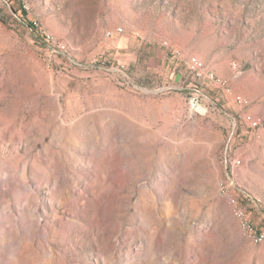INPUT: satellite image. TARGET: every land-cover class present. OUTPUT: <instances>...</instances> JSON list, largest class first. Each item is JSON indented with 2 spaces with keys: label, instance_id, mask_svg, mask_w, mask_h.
Here are the masks:
<instances>
[{
  "label": "rangeland",
  "instance_id": "374dc122",
  "mask_svg": "<svg viewBox=\"0 0 264 264\" xmlns=\"http://www.w3.org/2000/svg\"><path fill=\"white\" fill-rule=\"evenodd\" d=\"M26 1L0 0V264H264V0Z\"/></svg>",
  "mask_w": 264,
  "mask_h": 264
},
{
  "label": "built area",
  "instance_id": "2783aa9c",
  "mask_svg": "<svg viewBox=\"0 0 264 264\" xmlns=\"http://www.w3.org/2000/svg\"><path fill=\"white\" fill-rule=\"evenodd\" d=\"M19 1L21 3V6L23 7V9H25L26 11L30 10V6L26 0H19ZM31 27L36 31V33H38L39 35H41L44 38L46 47L51 54L66 55L69 53V50H66L65 41L60 39L59 37L55 36L53 33H51V31L48 30L42 22H40L37 19H34L32 21ZM121 31H123V27H118L114 31L108 30L107 36H109V37L114 36V34L116 32H121ZM163 45L165 46V48H167L171 52L173 57H176L179 60H184L186 62L189 71L194 75L195 78H197L201 81L202 80L212 81L218 87L223 89V91L225 93H229V94L232 93V87H231L229 81L227 79L221 77L220 75H218L213 69L208 68L206 63L204 62V60L201 59L199 56H197L195 54H185L181 48H179L175 45H172L169 41H163ZM233 68L236 72H239L238 71V65L236 62L233 63ZM234 99H235L236 103L240 106L249 105L248 98L242 94H236L234 96ZM191 102H192V104H194L195 99L194 98L191 99ZM196 102L198 104L199 101H196ZM245 119L248 122V124L253 128L260 126L262 123L261 117H256L252 114H246ZM238 162L241 163L240 160H238ZM240 214L244 215L243 212H240ZM262 237H263V235H262Z\"/></svg>",
  "mask_w": 264,
  "mask_h": 264
}]
</instances>
